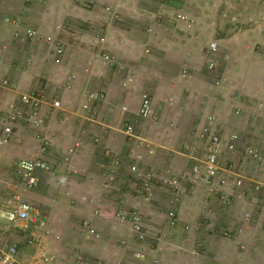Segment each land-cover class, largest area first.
Listing matches in <instances>:
<instances>
[{
  "label": "crops",
  "instance_id": "obj_1",
  "mask_svg": "<svg viewBox=\"0 0 264 264\" xmlns=\"http://www.w3.org/2000/svg\"><path fill=\"white\" fill-rule=\"evenodd\" d=\"M32 3L35 1L0 0V14L5 17L0 19V75L12 78L16 87L0 88V100L9 103L21 92L45 87L49 99L62 102L61 109L53 110L49 103L43 109L48 119L52 151L65 153L75 142L81 144L69 164L64 161L56 168L61 173L59 191L65 195L60 193V198L66 207L58 215L43 201L41 213L53 230L49 240L63 236L69 239L70 245L84 244L82 250L94 255L96 260L110 258L115 264H153L135 258L137 252L157 259L156 264H264V207L261 212L254 208L256 200L264 203L260 198L264 197V191L245 187L242 194L235 193L236 199L246 204L243 209L257 213L253 224L245 227L242 215L238 225L227 227L226 222L213 225L215 231L217 227L235 230L245 227L240 239L233 241L218 234L216 237L200 229L204 221L199 222L197 236L202 237L206 249L181 240L178 230L196 214L197 207L192 200L186 201L187 209L179 216L178 227L169 229L167 222L156 215L160 214L157 201L162 198L161 188L154 189L152 197L157 199L150 203L147 200L151 197L140 189L136 198L132 192L123 191L130 189L125 182L131 179L130 167L136 163V156L142 157L139 167L143 171L153 169L157 173L175 175L188 170L197 156L190 148H195V143L200 145L198 133L208 123V117L214 116L212 109L216 116L209 123L211 127L221 129L226 135L236 132L240 135L234 152L223 150L221 160L225 168L227 163L232 165L227 160L234 159L247 141L264 154V131L260 124L254 128L256 124L252 122L253 127L248 131H238L236 120H231L237 108L251 115L252 109L264 102V3H253L243 10L245 15H255L256 20L244 18L240 33L229 37L232 29L228 31V25L221 19L220 0H45L43 17L39 13V18L34 19L62 41L65 51L59 63L48 45L40 43L46 36L34 38L31 48L23 44L27 42L24 35L22 43L12 42V33L23 28L17 20L34 15V9L28 7ZM89 6L95 8L91 10ZM168 15L173 19L166 17ZM184 16L186 18H181ZM99 35L105 37L106 51L127 67L111 65L103 59L95 48ZM213 41L219 45L216 50L209 48ZM9 42L12 43L9 45ZM218 52L222 57L224 78H227L215 84L219 77L216 71H208L207 76L201 68L210 58L216 59ZM185 68L189 69L186 73ZM89 86L105 92L107 98L91 102L85 110L83 103ZM144 95L151 96L156 116L139 119L136 140L128 137L123 127L140 109ZM230 96L234 104L225 100ZM49 111L52 112L48 114ZM180 129L186 130V135ZM25 147L28 158L53 161L50 152H43L35 138L17 139L2 149L10 158H22ZM240 153L244 163L248 158L244 157V152ZM116 156L121 160L115 173L116 181L105 189L103 184ZM250 163L249 175L243 164L234 168H240L249 177L264 180V169L255 167L253 160ZM44 176L41 174L42 180ZM40 186H44V181ZM117 187L123 194L106 193ZM39 195L44 198L43 194ZM209 198H205L204 207H213ZM88 199L90 206L82 203ZM103 203L104 206L114 205L117 210L143 211L144 238L138 233L135 235L129 226L117 225L110 216L104 215L99 210ZM84 210L88 213H82ZM78 226L80 231H85L84 236L94 241L86 244L72 240L71 235L65 237L67 231L71 232L73 227L76 231ZM90 226L96 234H90L87 230ZM53 227L61 229V235ZM239 241L246 246H239Z\"/></svg>",
  "mask_w": 264,
  "mask_h": 264
},
{
  "label": "built area",
  "instance_id": "obj_2",
  "mask_svg": "<svg viewBox=\"0 0 264 264\" xmlns=\"http://www.w3.org/2000/svg\"><path fill=\"white\" fill-rule=\"evenodd\" d=\"M259 1V0H256ZM226 6H229L226 4ZM5 18L0 14V19ZM181 18H186L181 17ZM18 23L21 20H17ZM26 38H36L39 31L35 28L25 27L23 31L17 30L15 36ZM45 41L49 49L55 55V61L59 63L61 56L64 54L65 47L62 41L54 36L48 35ZM95 48L101 54L103 59L109 64H118L121 68L126 67L124 64L116 59V56L105 49V37L99 35L96 38ZM210 49H218V43L213 41L210 43ZM207 71L215 72L218 69V62L210 58L207 62ZM189 71L184 69V73ZM216 84H220L224 77H218ZM0 88L16 89L15 84L10 78H0ZM107 95L93 86H89L85 91V100L83 108L88 110L90 103L94 101H104ZM50 104L53 110L61 109V100L49 99V91L44 88L38 90L21 92L17 99L12 102H5L0 100V148L9 145L23 135V126L26 125L32 132L33 137L39 142L43 152L52 147V140L48 133V119L43 112L44 106ZM127 108L124 111L127 112ZM52 111H49L51 113ZM236 114H241L242 109L237 108ZM252 114H264V102L259 103L252 109ZM156 116L154 105L151 96L144 95L142 104L136 115L124 123V132L128 137L138 139L137 125L140 118H148ZM214 116L208 117V123L203 125L198 133V137L204 142V153L197 155L190 165V168L181 175H172L170 173H157L153 169L141 170L139 162L141 156H136V163L130 167V172L137 175L140 181L141 189L148 196L154 194V189L157 185L168 186L172 190L170 197V208L167 212L169 224L175 227L178 224L177 209L181 198L186 190V186L190 185L192 188H203L210 192L217 193L220 202L223 205H230L232 199L228 191L232 188L241 189L247 184L248 179L246 173L241 170H231L222 166L223 150L234 152L239 141V133H231L226 135L222 130H215L210 126V122L214 120ZM80 146L79 142H75L72 148L64 155V161L69 162V159L77 151ZM153 153V151H150ZM244 155L247 158L264 161L263 155L254 147L247 146L244 149ZM67 164V163H66ZM121 164L118 156L115 157L112 165L108 170L107 180L103 184L105 189H109L116 181L117 169ZM54 169L53 164L40 157L22 158L17 165V190L6 198L0 206V264H58L57 257L48 249V241L52 235V227L49 222L44 219L40 208L28 196L30 192L34 191L41 181V174L52 173ZM254 190L264 191V183L262 181H254ZM3 188V183H0V189ZM20 188V189H19ZM19 189V190H18ZM25 191V193L23 192ZM112 221L117 225H132L136 233L143 236L145 219L141 211L118 209L110 215ZM253 218V211L246 210L242 216L243 221L250 223ZM216 230L223 237H228L232 229L219 228ZM90 234H96V231L91 226L87 229ZM243 230V229H242ZM199 249H202V244L199 243ZM139 259H143L144 255L141 253L135 254ZM77 263L83 264L86 257L77 253L73 256ZM151 263L156 264L157 259H152ZM119 264V263H118Z\"/></svg>",
  "mask_w": 264,
  "mask_h": 264
},
{
  "label": "rangeland",
  "instance_id": "obj_3",
  "mask_svg": "<svg viewBox=\"0 0 264 264\" xmlns=\"http://www.w3.org/2000/svg\"><path fill=\"white\" fill-rule=\"evenodd\" d=\"M34 1H35V3H32L31 7L28 6L29 8L34 9V13H32L34 15L33 16L31 15L29 17L25 15V16H21L20 17V20H21L20 27H23V28H21V31H23L25 27L35 28V29H37L39 31V35H41V37L42 36H48V35H50L51 29L46 28L43 24H41V25L38 24L37 22H35V19H34V18H37V19L39 18V13L42 14L41 18L43 17L42 9L44 7L45 0H34ZM220 1H221V4H220L221 19L225 20L224 21L225 25H228V27L226 28L228 31L230 29H232L231 32H229V37H231L233 33H235V34L236 33H240L239 30H241L242 21H243L244 18L245 19L252 18V21L256 20V19H254L255 15H252V14H251V16L250 15L249 16L245 15L243 10H245V9L247 10L248 8H250L253 3H262V2L264 3V0H259V1H256V0H220ZM213 4L215 5L214 2H213ZM213 4H212V6H213ZM226 4L229 5V6H226ZM92 8L94 9L95 7L92 6ZM92 8H90V6H89V9L92 10ZM39 11H41V12H39ZM28 14H30V13H28ZM166 17H168L169 19H173V17L170 16V15H168ZM262 21H263V24H264V18H262ZM250 22H251V19H250ZM120 23H123V21H120ZM1 24H4V23H1ZM247 24H249V22H247ZM46 31L48 32V34L43 35L42 32H46ZM15 33L14 34L12 33V35H14V37L13 36L11 37L12 42H14V43H22L24 41L23 37L17 38V36H15ZM51 35H53V34H51ZM25 40L27 42H23V44H26L27 47L31 48V45L33 44V40H35V39L34 38H26ZM42 40L43 39H41L40 43L47 44V42L45 40L44 41H42ZM12 42H9V45ZM219 53L220 52H218L217 55H216V59L217 60L215 59L216 61H218V69H217V71L215 73H217L219 75V77H224L222 57H221V55ZM21 56H22V54H21ZM27 61L28 60H25L26 64H27ZM120 62L125 65V63L122 60H120ZM206 66H207V64L204 67L201 68L202 69L201 71H202V73H204L207 76H209V73L207 71V67ZM3 75L4 74H1L0 77H3ZM3 78H7V75H4ZM10 79H11V81H13L12 78H10ZM217 79H219V78H217ZM215 82H216V79H215ZM6 90H8V89H6ZM14 99H17V96ZM225 100L227 102H229L230 104H234L235 103L233 101L232 96H230V98H225ZM252 104H254V103H251V105ZM211 112L214 114V116H216L215 115L216 111L214 109H212ZM233 114H234V112H233ZM150 119H148V120H150ZM231 120H233V121L236 120V125H238V126L237 127L235 126V129H238V131L240 129L242 131H246V130L248 131L251 127H253L252 126V122L256 124V126H254V128H256L258 126V124H260L261 130L264 131V114H262V115H258V114L254 115L251 112V115H250V114H247L246 112L245 113L241 112V114L239 116L234 114L233 117L231 118ZM21 126H23V131L24 132H23V135L21 137H19L18 139L25 140V139H28V138H34L32 132L29 130V128L26 125H21ZM213 129L216 130L217 128H213ZM180 130H181V132H183L186 135V132H187L186 130H184V131H182V129H180ZM219 130H221V129H219ZM196 131H195V134L197 133ZM194 138L196 140L198 139V137H194ZM198 140L200 142L199 143L200 145L198 146V144L195 143L194 144L195 148L191 147L190 150L191 151L193 150L194 153L197 154V155L198 154L202 155L204 153V150H203L204 149V142L201 139H198ZM16 142H14V144ZM252 145H254V144L250 143L249 141L244 143L241 146L240 150L237 152V155H234L235 158L233 159V158L230 157V159L227 160V161H229L232 164V165H230V164L227 163V169L235 170L234 166L236 167V165L240 166L241 164H243L244 166H246L245 170H246L247 174L249 175L250 173H248V169L250 168V164L252 165V163H250V162L253 159L248 158L247 161L244 160L245 162L243 163V159H241L243 157L240 156L241 155L240 152L241 151L243 152L245 147H247V146L253 147ZM72 146L70 148H72ZM80 146H81V144H80ZM197 147H199V148H197ZM255 147H258V145H255ZM26 150H27V148L24 149V152H23L24 154H23L22 158H28V156H27L28 152H26ZM46 152L47 153L50 152L49 155H50V158L53 159V161L49 160V162L51 164H53L55 166V168L53 169L52 173L43 174V175H45L44 177H42L43 180L41 179V181L39 182V185L37 186V188L34 191L30 192L28 196L30 197V199L35 204H37V206L40 208V210H42V206L44 205L43 201H47L48 202L47 206L49 207V210L51 209V212L56 213V214L59 215V213L62 212L63 209L66 206H65V204H63L64 202H62L63 201L62 198H60L61 197V195H60L61 191H59L60 190L59 182L61 181V176H60L61 173H58L56 168L61 163L64 164V154L66 152L63 153V152H57L55 150L52 151V147L49 148V150H47ZM244 157H245V155H244ZM263 157H264V154H263ZM22 158H18L17 156H14V157L10 158V155L8 156V153H5L4 149L0 148V183H3V188L0 189V206H1V203H3L5 201L6 198L10 197V195L14 192V190H17V188L15 187L16 183H18V179H17V176H16L17 165H18L19 160L22 159ZM253 161H255V167H257L258 169H260V168L264 169V161H256V160H253ZM69 162H67V163L69 164ZM223 165H225V164L222 162V166ZM241 168L243 169V167H241ZM239 169L240 168H238V169L236 168V170H239ZM186 171L180 172V173H176L175 175H181V173L185 174ZM62 173H63V176H64L65 172H62ZM130 177H131L130 181H127V179H126V182H125V185H129L130 189H125V190L123 189V191L132 192L131 194L136 198L137 195H138L137 189H138V191H139V189L142 190L141 189V185H140L141 183L138 180L137 175H133L132 174V175H130ZM247 177L249 179H252V180H248L247 184H245L246 185L245 187L249 188V189L250 188L254 189V186H255L254 181H264L262 178H259V177H254V176L253 177L252 176H250V177L247 176ZM42 181H44V186L43 187L40 186ZM127 182H129V184ZM134 182H136V185L134 184ZM100 185H101V183H99V185H98L99 186L98 190L100 189ZM247 186H249V187H247ZM157 188L158 189L161 188L160 192L162 194H160L161 195L160 197H162V198L157 201L158 205H159V213L160 214L157 213L156 215H157V217L159 215L160 219H162V220L167 222V225H168L167 227H169V229L177 228L178 224L175 227H172L169 224V220L167 218V212L169 211V208L171 206V204L169 202H170V197L172 195V190H170L168 188V186H162V185L161 186L157 185V187L155 189H157ZM246 188H241V189L232 188V190H230V191H232L231 193H230V191H228L230 193L229 195H230V197L232 199V203L230 205H223V204H221L219 195L217 193L210 192V191H208V192L207 191H203L205 189H203V188H192V187H190V185H187L186 186V190H185V192H184V194H183V196L181 198L180 204L178 205V209H177L178 221L180 220L179 216H183L184 215V213H182V211L184 212V209L185 210L187 209L185 207L186 201L191 202V200H192L193 203L196 204L195 206L197 208H196V214H194L188 222H183L184 224L180 227V229L178 228V230L180 231L181 236H182L181 240L188 241V242L192 243V246H195V245L197 246L199 243H201L202 244V249H203V247H204V249H206L205 246H204V242L201 239L202 237L197 236V232H198V229H199L198 225H200L198 223L202 222V221H204V222L201 223L202 225L200 226V229L204 228L206 232H209L210 234H214V235H216V237L218 235L223 237L221 234L218 233V231L213 230V225L216 224V225L219 226V223H221L223 225V222L227 223L226 224L227 227L230 226V225H234V224L238 225L240 216L244 215L245 211L247 209H243L244 208L243 206H245L246 204L242 203L241 201H239L240 199H236V197H235L236 194L235 193L242 194V192L246 191ZM121 190L117 187V189L112 190V191H108L106 193H109V194H111V193L112 194H116V193L117 194H123ZM23 192L25 193V191H23ZM100 192H101V189H100ZM142 192H143V190H142ZM261 192L263 193V191H261ZM39 194H43L44 198L40 197ZM61 194L63 196L65 195L64 192H62ZM58 195H60V196L58 197ZM152 196H150L151 198H150V200H147V202L150 203L152 200H154V199L156 200L157 199L155 197L153 198ZM209 197L211 198V201H213V207H211V208H209L208 206L204 207L205 198H209ZM260 198L264 199V197L262 195H261ZM56 199H57V201H56ZM82 203H86V204L88 203V206H90L89 205L90 204L89 203V199L85 200V201H82ZM104 203L107 204V202H104ZM104 203L102 205V208L103 207H106V208H103V209L99 208V210L104 212L103 213L104 215L110 216V215L113 214V212L115 210H117V209H115L114 205L113 206H104L105 205ZM72 205L75 206L76 204H72ZM107 205H111V204H109V202H108ZM254 205H255L254 206L255 210L258 211L260 209V212L262 211V208L264 207V203L261 204V202H259L258 200H256V203ZM122 207H124V205H122ZM72 209H76L77 210V208H72ZM88 209H90V207ZM76 210L74 212L72 211L75 215H76ZM209 210H212L211 213L210 214H206V212L209 211ZM92 211H93V214H94L95 209H93ZM82 213L87 214L88 212H86L84 210V211H82ZM256 215H257V213L253 212V218H252V221L250 223H246L245 221H243L245 227L248 226L249 224H253V220H255V221L257 220L255 218ZM143 216H144V214H143ZM144 219H145V216H144ZM191 223H193V224L196 223V224L192 225ZM53 226H56V224H53ZM124 226H129L134 231L135 235L137 234L135 232V230L133 229L132 225L127 224V225H124ZM164 226H166V223H164ZM245 227H243L242 229H245ZM73 228L75 229V227H73ZM76 228H77V230H76L77 232L73 231L74 229L72 230L73 232L72 231L71 232L67 231V233L65 234V237H67L68 235H71L72 236V240H76L78 242L79 241H83L85 243L86 242H90L89 240H92L91 238H87V236L83 235V231L84 230L80 231L79 230V226L76 227ZM53 229L56 230L58 228L53 227ZM145 229H146V225L144 226V230ZM242 229L241 230L239 229L240 230L239 231V230H235L234 228H232V231L230 232V235L228 237H226V238H229L230 240H233V241L235 239H240V237L242 236L241 235ZM61 233H62L61 229H58V233L57 234L61 235ZM137 235L140 236L139 233ZM79 237H81V238H79ZM142 238H144V233H143ZM93 241H94V239L91 242H93ZM263 242H264V240H263ZM69 243H70L69 239L68 238L65 239V238H63V236H62L61 239L54 238V239H52V241H50V240L48 241V244H47L48 249L57 257L58 264H80V263L76 262V259L75 260L73 259V256H75L77 253H81V254H83L86 257V260H85V262L83 264H115V262L114 263L111 262L110 258H108V259L101 258L100 260H96L94 255L90 256L87 252L85 253L82 250L84 244L83 245L78 244V246H74V245H70ZM242 244H243V246H246L243 242L239 241L238 245L240 246ZM129 249H131L130 250L131 252H134L132 250V248H129ZM79 250H82L83 252H81ZM106 250L107 249H105V251ZM137 253H141V254L144 255L143 259H139V258H137L135 256V258H137L139 260H142V261H146L147 260V261L151 262L152 259H153V258H149L148 255L146 253H144V252H137ZM137 253H135V254H137ZM116 264H118V262H116Z\"/></svg>",
  "mask_w": 264,
  "mask_h": 264
},
{
  "label": "clouds",
  "instance_id": "obj_4",
  "mask_svg": "<svg viewBox=\"0 0 264 264\" xmlns=\"http://www.w3.org/2000/svg\"><path fill=\"white\" fill-rule=\"evenodd\" d=\"M248 182V181H247ZM245 188V187H244Z\"/></svg>",
  "mask_w": 264,
  "mask_h": 264
}]
</instances>
